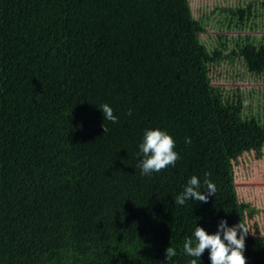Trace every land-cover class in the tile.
I'll return each mask as SVG.
<instances>
[{"label":"trees","instance_id":"trees-1","mask_svg":"<svg viewBox=\"0 0 264 264\" xmlns=\"http://www.w3.org/2000/svg\"><path fill=\"white\" fill-rule=\"evenodd\" d=\"M211 14L207 37L191 0H0V264H168L170 246L189 264L185 237L222 220L264 264L262 210L235 175L264 157V87L238 86L264 83V0ZM154 129L179 159L143 176ZM205 173L216 195L175 205L193 175L207 191Z\"/></svg>","mask_w":264,"mask_h":264},{"label":"clouds","instance_id":"clouds-1","mask_svg":"<svg viewBox=\"0 0 264 264\" xmlns=\"http://www.w3.org/2000/svg\"><path fill=\"white\" fill-rule=\"evenodd\" d=\"M99 110L103 113L104 121L117 123L118 118L114 115V110L107 104L99 105ZM128 115H132L129 110ZM105 134L107 127L102 125ZM186 143H191L190 138H186ZM175 141L166 132L160 129L147 130L144 133L143 142L139 145L137 167L141 170V175L150 176L152 173H158L169 165L174 166L179 159L174 151ZM210 173H205L203 181L207 191L201 192L200 179L193 175L188 180L183 191L175 196V205L183 206L186 201L195 200L200 203H207L210 196L216 195V185L208 179ZM248 234L246 226L240 224L229 227L227 220H222L219 224V230L209 235L203 228L196 226L191 237H185L182 243V251L193 259L189 264H198V260L206 250H210L209 259L211 264H246L244 256L245 237ZM178 255L177 249L173 246L165 250V256L168 264Z\"/></svg>","mask_w":264,"mask_h":264},{"label":"rangeland","instance_id":"rangeland-1","mask_svg":"<svg viewBox=\"0 0 264 264\" xmlns=\"http://www.w3.org/2000/svg\"><path fill=\"white\" fill-rule=\"evenodd\" d=\"M239 0H191V4L196 15L208 16L211 24V30L206 35L207 37L215 36V21L219 18L213 17L212 12L218 8L230 7ZM263 32L257 35H262ZM228 86L235 84L225 83ZM250 88L264 87V83L253 82L249 85L247 83H240L238 86H245ZM236 187L241 200L253 203L257 208L262 210L257 218L259 227L264 230V157L261 160L255 158L254 155L244 156L241 163L236 167ZM251 228V224H250ZM264 233V232H263Z\"/></svg>","mask_w":264,"mask_h":264}]
</instances>
